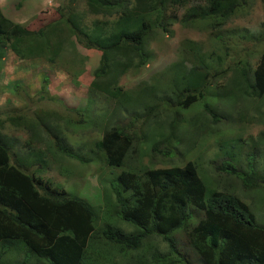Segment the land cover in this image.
<instances>
[{
  "label": "trees",
  "instance_id": "16d2710c",
  "mask_svg": "<svg viewBox=\"0 0 264 264\" xmlns=\"http://www.w3.org/2000/svg\"><path fill=\"white\" fill-rule=\"evenodd\" d=\"M76 1L71 0L60 18L41 24L37 30L14 24L0 13V40L11 43V51L21 60L42 58L54 63L63 40L71 38L84 48L99 51L100 67L94 74L91 87L120 108L122 102L116 100L125 98L126 94L118 86V79L129 69L144 67L150 60L144 47L150 24L142 17L153 10L163 13L171 5L185 7L189 1L133 0L131 3L129 0H82L87 11L84 16L75 13L72 2ZM198 1L196 6L188 8L183 20L189 24L204 22L206 27L215 31L250 3L249 0ZM261 2L264 6V0ZM87 15L102 16L114 23L106 30V21L89 23ZM189 48L194 52L197 64L187 70L188 73L182 72L169 79L166 88L172 93L171 98L167 97L170 105H163L162 97L155 96L148 88L141 89L139 96H148L152 104H145L138 96L128 95V104L143 107L144 112L129 116V125L121 122L105 129L97 142L108 167H124L134 143L142 141L151 144L149 152L153 155H161L165 160L169 158L168 161L178 160L168 164L167 168L137 169L130 166L127 168L129 172L107 181L102 213L109 217L115 215L116 219L129 225L132 228L129 233L110 225L95 229L98 222L95 208L87 200L58 188H41L33 172L40 174L45 168L35 160L25 164L15 158L13 163L14 154L0 136V257L6 251L17 249L19 252L21 249L24 257L19 264H119L111 254L113 251L121 257L128 256V263L132 264H187L186 256L177 250V241L172 236L185 228L189 243L202 264H264V222H257L256 211L235 195L241 187L245 191L264 192V175H259V170L253 167L257 161L254 159L257 148L246 151L241 137L234 141L226 140L220 149L218 162H212L215 179L205 177L199 163L185 151H175L178 143L175 116L180 113H173V105L186 110L202 99L209 79V71L202 66L195 52L197 48L192 44ZM215 61L221 65L220 58L216 57ZM111 67H116L112 70L114 77L106 81L104 77ZM249 74L246 68L242 74L240 72L243 82L248 80L249 96L263 98L264 50L250 78ZM43 82L41 90L45 91L48 80L44 78ZM237 85L240 92L243 84ZM211 97L223 100L229 96L215 93ZM218 102L212 105L213 110L208 104L204 107L215 114L216 108L224 107ZM160 107L171 112L174 119L169 132L164 130L165 134L160 139L152 141L148 135L155 129L150 118L157 116L155 111ZM77 117L82 124L84 113H77ZM43 120L38 117L36 122L40 124ZM8 121L13 127L24 130L30 138L40 141L41 125L29 121L25 114L13 115ZM53 137L57 153L79 159L82 163L89 162L78 157L58 135ZM259 138L264 152V133ZM233 148L245 153L244 168L238 167ZM261 160L264 162V155ZM232 177L239 181V188L234 187L237 181L236 184L230 181ZM217 186H222L223 190ZM101 220L104 221V217ZM153 237H158L166 247L163 250L153 247L148 243ZM145 244L147 261L140 254Z\"/></svg>",
  "mask_w": 264,
  "mask_h": 264
},
{
  "label": "rangeland",
  "instance_id": "374dc122",
  "mask_svg": "<svg viewBox=\"0 0 264 264\" xmlns=\"http://www.w3.org/2000/svg\"><path fill=\"white\" fill-rule=\"evenodd\" d=\"M188 1L185 7L171 5L163 13L153 10L148 16L142 17L150 24L144 46L150 60L144 67L129 69L118 79V86L122 88L126 97L138 96L145 104H152L148 96L144 94L139 96L141 89L148 88L155 96L158 94L162 97L160 101L163 105L169 104L167 97L171 98L172 95L166 88L169 79L182 72L188 73L187 70H191L192 66L197 64L194 52L189 48L192 44L197 48L195 52L202 66L209 71V79L202 99L186 110H179L173 105V113L177 114L178 111L180 113L175 116L178 141L176 153L185 151L193 161L199 163L205 177L215 179V175L212 174L214 171L212 162H218L224 142L241 137L245 141L243 146L246 151L249 152L253 147L257 148L254 156L257 161L253 167L259 170V175H264V162L261 160L264 152L259 138V135L264 133V97L261 99L250 97L248 80L243 82L240 75L244 68L252 75L264 50L263 3L261 0H249L248 7L215 31L206 27L204 22L195 21L189 24L183 20L188 8L196 6L195 3L199 2ZM70 3L71 0H0V13L14 24L29 30H37L41 24L60 18L63 15L62 11H65ZM72 4L76 8L75 13L85 15L87 11L82 0ZM93 20L100 23L106 21L108 23L105 25L106 30L114 23L102 16L87 15L89 23ZM65 40L54 63H48L42 58L21 60L11 51V43L0 40V136L9 151L14 154L13 163L15 158H19L25 164L35 160L45 168L40 174L33 172L41 188L46 186L58 188L66 194L87 200L95 208L98 219L95 229L110 225L129 233L132 231L129 225L116 219L115 215L109 217L102 213L103 192L108 187L107 181L129 172L127 168L130 166L137 169L167 168L168 164L176 163L178 160L168 161L169 158L165 160L161 155H153L149 152L151 144L142 141L139 144L134 143L133 152L130 150L128 153L124 167L107 166L104 154L97 147L104 130L121 122L129 125L128 117L135 113L142 115L144 108L129 105L126 97H119L116 100L122 102L119 108L115 103L103 98L99 91L92 89L94 74L100 67L101 53L95 49L82 47L73 38ZM24 45L22 49L25 51ZM216 57L221 59V65L215 61ZM115 68L111 67L104 80L109 81L114 77L112 70ZM251 75L249 74V78ZM44 78L48 82L45 91H42ZM237 83L243 84L240 92L236 89ZM215 93L226 94L229 97L216 100L211 97ZM216 101H219V106L224 107L216 108L215 114L207 112L204 105L208 104L213 110L212 105ZM79 112L84 113V117L81 118L84 121L82 124L78 121ZM155 112L157 116L150 118L155 130L148 135L152 141L160 139L165 134L164 130L169 132V125L174 119L171 112L164 107L158 108ZM19 113L25 114L34 124L41 125L39 142L30 138L21 128H15L10 124L9 117ZM38 117L44 119L40 124L36 122ZM138 120L140 122L141 118ZM137 129L140 130L139 126ZM53 135L65 140L78 157L89 162L82 163L79 159L57 153ZM232 152L239 162L238 167L244 168L245 153L236 148H233ZM35 168L36 166L31 172ZM230 181L236 184L237 179L232 177ZM234 187H240L239 181ZM217 188L223 190L222 186ZM235 195L256 211L257 222H264L263 191H245L241 187ZM103 217L104 221L101 220ZM187 235L188 231L185 228L172 235L177 241V250L186 256L187 264H202L195 251L186 244ZM148 243L160 250L166 247L158 237L149 239ZM18 250L19 252L17 249L6 251L0 257V262L19 264L24 252ZM111 254L119 264H132L128 263V256L121 257L118 252L113 251ZM140 254L143 260L147 261L146 244L140 250Z\"/></svg>",
  "mask_w": 264,
  "mask_h": 264
},
{
  "label": "clouds",
  "instance_id": "9594fccd",
  "mask_svg": "<svg viewBox=\"0 0 264 264\" xmlns=\"http://www.w3.org/2000/svg\"><path fill=\"white\" fill-rule=\"evenodd\" d=\"M205 72V71H204ZM207 73V72H206ZM208 77H209V74H208ZM207 112H210V113H212V111H210V110H207ZM256 160V159H255ZM212 162V161H211ZM202 178V177H201ZM200 178V179H201ZM244 203V202H243ZM245 204V203H244ZM246 205V204H245ZM247 206V205H246ZM249 208H251L250 206H249ZM186 244H188V245H190V243H189V240H188V235H187V237H186ZM190 247H191V245H190ZM192 248V247H191ZM192 250H194L193 248H192ZM195 251V250H194ZM195 254H196V252H195Z\"/></svg>",
  "mask_w": 264,
  "mask_h": 264
}]
</instances>
